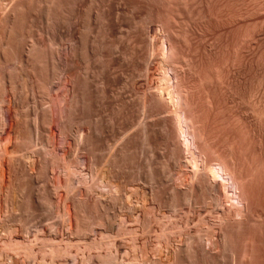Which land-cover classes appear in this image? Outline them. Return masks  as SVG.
<instances>
[{
    "label": "bare ground",
    "instance_id": "1",
    "mask_svg": "<svg viewBox=\"0 0 264 264\" xmlns=\"http://www.w3.org/2000/svg\"><path fill=\"white\" fill-rule=\"evenodd\" d=\"M135 1L0 0V264H64L61 263L63 260L65 264H264V252L263 255L260 253L262 255L260 256V250L258 251L264 246V238L261 239L264 235V216L262 217L264 213H261V216L256 214L258 216L254 217V219L258 218L254 220H258V223L253 224L257 226L256 233H253L255 230L249 231H252L253 236L256 235L258 239H261L263 244L257 241V246L255 240L258 239L248 235L249 239L254 240L243 238L246 243L243 242L241 247V243H238L240 247L238 249L236 247L238 244L235 242H239L242 238L236 236L240 239L234 237L237 240L233 241L229 235L233 227L240 228L242 231L240 226L244 217L247 215L249 217L250 205L257 203L255 200L260 196L258 193L264 192V167L260 173L264 160L261 161L262 158H258L259 161L252 160L250 156L249 160L244 154L249 150L248 143L245 145L248 148H244L243 145L248 136H252V132L248 134L252 126L251 122L248 125V121L247 123L244 121L243 116L239 115L238 120H235L240 124L238 127L232 125L234 120L229 117L226 118V122L224 121L225 126H215L218 123L216 117L223 113L220 112L218 98H215V94L220 92V90L217 92L218 85L222 86L221 91L223 89L224 92L226 89L227 92H225L228 94L225 95L229 100H233L235 95L233 94V98L230 99V94L236 90L232 91L234 89L229 80L225 82L219 76L220 70L216 68L214 57L208 61L205 71L201 64L190 65L186 60L183 46L185 41L181 40L182 38L186 40V35L184 36L186 26L182 25L184 24L182 21L178 22L180 18L175 16H189L190 7L195 0H141L145 4L142 5L146 6V10L140 8V12L141 9L143 12L146 11V15L143 14L145 16L143 24L146 27L142 28L144 29L142 40L146 39L144 42L148 44V50L144 48L148 56L143 58L142 66L145 72L135 63L137 70L142 71V74L145 73V76L136 74L137 77L139 76L138 79L140 76L144 77L145 82L142 81L145 84L141 82L140 85H146V93L142 98H138L141 100L138 104L140 102L139 108L144 110L142 115L145 113V117L147 113L150 118H153L152 114L148 113L156 111L160 113V110L165 111V115L169 114L165 116V118L168 117V122L164 118L166 123L164 122L162 136H165L163 140H168L167 143L171 146L170 153L174 158L175 163H172L174 165L171 167L170 163L164 165L163 161L161 164L158 162V168L155 165L154 169L152 164H147L146 159V163L145 161L143 163L149 166L146 165L148 171L141 172L142 170L138 169V163L141 165V162L137 160L142 155L140 150L139 153L137 151L141 146L140 143L144 142L146 144L142 143V145L150 148L154 144L158 146L157 133L155 134V128H153L155 125L152 122V125L149 124L154 118H149L148 123H142L144 126L140 123V126H143L142 133L139 130L141 138L138 132L135 136L142 140L137 143L139 144L137 148L133 146L137 138L128 137L131 134L125 136L127 138L124 135L123 138L120 137L122 141L118 138V135L122 136L121 134L126 133L123 128L125 126L122 128L120 126L124 132L122 133V130L119 134L118 125L126 121L131 122L130 118L129 120L124 118V114L129 110V104H127L129 101L123 100L127 97H124L123 101L119 99L124 94L120 93L121 90L126 88H123L121 84L122 89L120 87V91H115L122 75L120 74V77L118 75L119 67L136 61L133 57H137L138 53L135 54V52L140 50L135 48L136 44L133 45L135 52L133 47L128 52L121 51L123 54L120 52L123 40L128 39L130 42L137 39L136 33L139 37V32H136L138 22H135L136 26L133 27L135 19L131 22L133 26L129 25L135 30L128 31V38L122 37L125 34L121 29L126 18L125 21H128L124 25L129 24L131 12H137L140 4L138 0ZM205 2L207 11L204 16H208L209 23L214 24L216 16L231 15L229 1L228 3L224 1L226 4L223 3V6L219 4L221 9L217 8V0H205ZM125 6L130 7L126 9L127 12L131 11V15L127 14L131 16L130 18L123 13ZM154 18H157L155 19L157 22ZM154 22L157 27L152 32L151 27L154 26L149 25L155 24ZM141 27L138 28L141 29ZM180 35L183 36L181 39ZM178 37L177 43H180V40L183 41V47L181 44L174 46L173 41L175 42ZM128 41L126 43L124 41V44H127L125 50L131 48L128 45L134 44L133 41L130 42L131 44ZM145 43L144 46H146ZM132 63L131 66L134 65ZM141 64L142 62L139 66ZM128 66L129 63L127 68ZM128 69L131 70V67ZM134 73L128 74L130 77H124V79H129L126 80L128 87L135 89L133 83L135 85L138 79L135 78ZM216 84L217 88L214 86ZM28 93L33 95L30 100L35 97L33 106L30 105ZM137 97L140 96H136V99ZM231 102H225L227 106L221 108L222 111L226 110L225 114L229 112ZM216 104H219L217 108ZM94 105H98V108L104 107L103 109L110 108V112L106 113L105 109V117L102 115L104 118L94 119L97 113ZM262 107L255 113L264 117V106ZM54 108H56L55 114ZM5 109L9 121L8 127ZM215 109H219L217 114ZM138 111L141 112L140 109ZM104 112L101 113L104 114ZM213 112L217 115L214 118H212ZM101 113L98 112V114ZM130 113H127L128 116ZM120 117H122L121 120L123 118L126 120L119 121ZM229 122L230 129L226 127L230 125ZM239 126L240 129L237 131ZM233 129L237 135L231 134L233 131L230 132V130ZM130 130L126 129L128 132ZM238 132L243 137L241 142L238 140L240 144H237L234 138V136L237 138ZM255 132L253 133L256 135ZM3 133L6 137L2 135ZM190 137L192 140L189 139ZM262 140L259 141L261 144L264 143ZM158 141L160 144L159 139ZM242 141H244L243 145H241ZM242 146L244 149L241 150ZM144 147L141 149L144 150ZM134 148L137 150L135 151ZM60 149L63 152L61 156ZM184 152H187L189 157H186ZM138 154L140 155L137 157ZM246 154L248 156V153ZM153 158L154 156L151 160H155ZM255 161L257 165L254 164ZM167 165L169 166L166 167ZM57 169L60 170L58 174L64 178V181L56 186L52 184L51 177ZM176 173L178 176L181 174V177H177L178 183L175 182ZM76 177L79 178L77 182H75ZM42 178L46 180V185L40 193L37 182ZM219 179L220 183L217 184ZM125 180L133 186L131 197H127L124 190L129 185ZM140 183L143 189L145 186L148 188L147 192L142 188L143 192L134 189V186L137 188L136 184ZM165 183L170 188H167ZM255 187L263 188V190L259 191V189L256 193ZM165 188L170 189L171 191H168L170 193H167ZM61 191L64 194L61 193L62 196L59 197L60 204L59 200L57 201L62 209L61 230L59 231L54 224L46 225L48 227L44 228L41 223L44 219L40 220L37 213L42 208L54 212L52 210H55L53 209L55 199ZM165 192L169 197L165 196ZM263 192L262 195H264ZM54 196L57 197L54 199ZM134 197L146 212L150 209L149 203L150 206L154 205L150 210L154 209L153 220L154 225H158L159 228L156 226L158 229H153L151 218L141 213L146 216V218L142 216L144 229L143 231L140 228L135 230V225L132 224L136 221L141 223L139 222L142 220L139 214L141 208L136 207L135 203L125 204L127 199L132 200ZM260 197L258 199L259 201L261 199L259 202L261 204L264 200L262 201ZM120 204L124 211L121 208L122 215L129 221L124 216L126 221L122 220V215L120 216L122 221L118 220L119 209L116 208L117 213L113 212V209ZM263 204L254 208L257 210ZM165 207L168 212H165L166 209L163 211ZM263 207L260 209L264 210ZM196 214H199V224L204 223L201 228L206 226L204 233H201L203 228H200L202 231L198 229L200 231L198 233L194 228L198 219L196 221L192 219ZM175 217L183 218L184 222L180 224L176 221L174 225L177 231H168L167 225ZM215 220L220 226L231 229L226 232V229L222 228L221 234L218 230L220 234L218 239L221 241L219 246L223 247L220 250H225L224 255L226 253L225 256L228 255L227 260L223 258L225 262L218 259L221 263L216 261L217 258L212 257L210 249L207 251L201 244L204 243L209 248L215 245L217 239L214 234L217 233L214 230L215 226L219 225ZM192 221H194L195 230L191 228L192 231H190H196V236L188 237L186 234L187 236H184L187 239L184 237L185 241H180L184 234L182 230L189 229ZM130 225L133 227L130 228ZM237 228L236 230L242 235L244 231L241 232ZM152 232H154V240L151 238ZM191 232L188 234L191 235ZM212 232L215 233L212 234ZM139 236L143 238L140 241V243L143 241L142 246L139 245ZM126 241H128L127 246L128 243L130 245L128 248L126 246L129 250H124L122 246ZM197 243L201 244L198 245L200 247L196 245ZM123 251L125 252L124 260L123 258L120 260V253ZM167 258L170 259L167 260Z\"/></svg>",
    "mask_w": 264,
    "mask_h": 264
},
{
    "label": "rangeland",
    "instance_id": "2",
    "mask_svg": "<svg viewBox=\"0 0 264 264\" xmlns=\"http://www.w3.org/2000/svg\"><path fill=\"white\" fill-rule=\"evenodd\" d=\"M133 1H135V0H133ZM137 1V0H136ZM135 1V2H136ZM139 2H138V4H140V6L143 4V5H145L144 3H142V1L141 0H138ZM207 1V0H206ZM218 1V3H217V8H222V7H220V6H223L224 4L223 3H225L224 1H227V3H228V1L230 2V4H231V9H230V16H216L215 18V23L214 24H212V23H209V19H208V16H204V14L206 13V11L207 10H205V7H206V2H205V0H195L194 2H193V5H191V7H190V12H191V16L189 15V16H187V15H185V16H175L176 18H180V19H178V22L179 21H182L184 24H182V25H185V26H182L183 28L185 27L186 29H188V30H186L185 29V31H186V33L184 34V36H185V38H186V40H184L182 37L183 36H179L180 37V39L181 40H183V41H185L183 44V46H184V53H185V57H186V60L190 63V65L191 64H194L195 66H196V64L195 63H197V66H199V64H201L202 65V68L204 69V71H205V67L209 64V62L208 61H210V60H212L213 59V57H214V59L213 60H215V62L214 63H216V68L218 69V70H220L219 71V73L221 74H219V76L220 77H222L224 80H225V82H228V81H226V80H229V83H231L230 85H231V87L234 89V90H232V91H235L234 93H232V94H230V99H232L233 97H232V95L234 94L235 95V97L233 98V100H235V101H233V100H229V99H227L226 98V95L225 94H228V93H226L227 91H226V89H224L225 91V93L223 92V89H222V91H221V89H220V87L222 88V86L220 85H218V88H217V84L216 85H214L216 88H217V92H219V90H220V92L219 93H216L215 91H216V88L215 87H213V89L215 90L214 92L216 93L215 94V98H218V100L217 101H219L218 103L220 104V112H223L222 114L220 113L219 115H218V117H216L218 120V123H217V121H215L217 124H215V126L216 127H218L219 125V127H222V126H225V123H224V121L226 120V118H228L229 117V119H233L234 120V122L232 123L231 121V123H232V125H237V127H238V125H240L238 122H236L237 120H238V117H239V115H241V116H243V118H244V121H246V123H247V121H248V125H250V122H251V126H252V128L250 129L251 131H250V133H248V134H251V132H252V136H248L249 138V140L248 139H246V143H244V145H243V142L245 141L244 139V141H242V143H241V145H243L244 146V148H248L249 147V150H245L246 151V153H248V156H247V154L246 153H244L245 154V156L249 159V156H250V159L252 158V160H257V161H259V159H261V161L262 160H264V154H263V152H264V146L262 145V144H264V143H260L261 141L260 140H262V138H263V140H262V142L264 141V117L262 118L261 117V115H259L258 113H255V112H257V111H259V109L261 110V108H263L262 107V105L264 106V0H217ZM141 2V3H140ZM219 4H221L220 6H219ZM226 4V3H225ZM139 6V8H138V10H137V12H131L130 10H128V12H127V10L126 9H130V7L129 8H127V6H125L126 8H124V10H123V13H126V15L127 14H130L131 15V13H132V17L130 16V15H127L129 18V24L128 23H126V24H128V26H126V24L124 25V23L125 22H127V21H125L127 18V16L125 17L126 19L124 20V22H123V24H122V26L123 27H121V29H122V31H123V33L126 35V37H125V35L124 36H122V37H124V38H128L127 37V33H129L130 31H132V30H135L133 27H135L136 25V23L135 22H138V26H136L137 27V31L136 32H139V37H140V35H141V37H140V39H139V37H137V35H138V33H136V37L135 38H137V39H135L136 40V42H135V40L133 39L132 41H133V43L134 44H131L130 42H132V41H128V39L127 40H123V42L121 43V49L122 50H120V52L121 51H123V53H125L126 51L128 52L129 50H132V47H133V45L135 46L136 44H137V47L135 46V48L137 49H140V50H138L139 52H135L134 51V47H133V52H135V54H137V57H133V58H135L136 59V61L138 60V59H142L141 61L139 60V61H135L134 60V62L132 63V62H128L129 63V66L131 67V70L130 69H128V68H130L129 66H128V68H127V64L128 63H126V65L124 64V66H120L119 67V70H120V72H118L119 74V77H120V74H122L121 75V77H120V79H119V81H118V84H117V86L115 87V91H117V90H119V88L121 87V84H123L122 85V87L123 88H126L125 90H121V94H122V92L124 93V94H119V95H121L120 97H119V99H120V101H129V102H127V104H129V110L128 111H126V114L127 113H130V111L133 109V110H137L138 111V109H140L141 110V112L139 113V111L138 112H135V111H131V113L129 114L130 116H128V114L126 115V114H124V118H127L128 120H129V118H130V120L129 121H131L130 123L128 122V121H126V123L125 122H122V123H120V124H122V125H120L119 124V122H118V127H119V130H120V133L119 134H121V131H122V133L124 132V129H125V132L127 133H123V134H121L122 136H120V135H118L119 137V140L120 141H122V139L120 138V137H122L123 138V135H124V137L125 136H128L129 134H131V135H129L128 137H130L131 136V138L133 137V138H139L141 135V133H142V127L144 126L143 124H145V122H147L148 123V121L150 120V119H153V120H150V122H149V124L152 122L153 123V125H155V126H153V128H155V134H156V137H157V141H158V139L160 140V144L156 141V143H157V145L158 146H155V144L150 148L149 146L147 147V145H142V143L143 144H146V143H144V142H141V140L140 139H138V141H137V139H136V143H134L133 142V146L134 147H138L139 146V144H137L138 142H141L140 144H141V146L140 147H138V150L137 149H135L134 148V150L136 151H138V153H139V150H140V154H142V155H140V154H138L137 155V157L139 156V158H138V160H137V162L139 161V162H141L140 164L143 166H141V165H139V163H138V169L140 168L142 171L141 172H143L144 170H146V171H148V163L149 164H152V168H156V167H154L155 165H157V168H158V162H160L159 164H161V162H163L164 161V165L165 164H168V163H170V167L171 166H173L172 165V163H175L174 162V158H173V156H171V154L172 153H170L171 152V150H170V148H171V146H170V144L169 143H167L168 142V140H166V141H164L165 140V136H162L163 134H164V131H163V126H164V122L166 121V122H168V117H166L165 118V116H167V115H169V114H167V115H165V111L163 112L162 110H160V113H159V111H156V112H153V113H148V114H152V117L153 118H150V116L149 115H147V113H146V116L148 117V119H145V118H147V117H145V113H144V115H142L143 114V112H144V110L142 111V109L141 108H139V104H140V102H139V104H138V101L140 100V99H138V98H142L145 94L144 93H146V85H144L143 86V84H141L140 85V83L142 82V83H144L145 82V80H143L144 79V77L142 78L141 76H145V73H141L142 71L143 72H145V70L143 69V67L144 66H142V65H144V61H143V58L144 57H146L147 58V56H148V52H146L145 50H144V48H147V46H148V44H146L145 42H146V39L144 40H142V38H144L143 37V35L142 34H144V33H142L143 32V30L144 29H142V28H145L146 26L143 24V20L145 19V16L144 15H146V11H142V9H144V10H146V6L144 7V6ZM144 7V8H143ZM229 7V8H230ZM140 8H142L141 9V12H140ZM126 11V12H125ZM131 12V13H130ZM137 13V14H136ZM140 13V14H139ZM135 16H134V15ZM144 14V15H143ZM155 14H157V12L155 11ZM124 16H125V14H123ZM198 15H201V16H198ZM203 15V16H202ZM135 17V18H134ZM144 17V18H143ZM154 17H156V16H154ZM168 17H171V16H168ZM172 17H174V16H172ZM142 20H141V19ZM158 18V17H157ZM157 18H154V20L156 19L157 20ZM133 19H135V20H133ZM132 20H133V22H134V26L132 25ZM155 20V21H156ZM139 21H140V23H139ZM157 22V21H156ZM181 22V23H182ZM131 23V24H130ZM143 25H142V24ZM155 23V22H154ZM129 25H132L131 26V28H130V26ZM151 25H153L154 27H151V28H153V30H152V32H154L155 31V29H156V27H157V24L155 23V24H150L149 26H151ZM139 26H142L141 27V29L140 28H138ZM145 26V27H144ZM180 26H181V24H180ZM124 29V30H123ZM128 29V30H127ZM138 29L140 30V31H138ZM127 30V31H126ZM130 30V31H129ZM142 30V31H141ZM125 31V32H124ZM129 31V32H128ZM140 32H141V34H140ZM94 35H96V33L94 34ZM94 35H93V37H94ZM96 37V36H95ZM121 37V38H122ZM179 37L177 38V40L176 39H173V40H176L175 42L173 41V43H174V46L175 45H178V44H181V46H182V42H181V40H180V43L178 42L177 43V41L179 40ZM124 41H125V43L128 41V43H130L131 45H128L129 46V48L130 49H127V50H125V48H126V46H127V44H124ZM145 41V42H144ZM150 41V40H149ZM145 43V45L146 46H144V43ZM147 42H148V38H147ZM149 43V42H148ZM125 46H123V45ZM182 46V47H183ZM122 47H124V48H122ZM146 50H148V48L146 49ZM122 53V52H121ZM122 53V54H123ZM147 53V55H145ZM133 60V59H132ZM145 60V59H144ZM142 62V64L139 66V63H141ZM188 62H186V63H188ZM134 64V65H130V64ZM135 63L138 65H136L138 68L139 67H141V68H139L140 70L142 69V71H138L137 69V67L135 66ZM188 63V64H189ZM123 64V63H122ZM121 64V65H122ZM200 65V66H201ZM135 67H136V69H135ZM188 67H191V66H188ZM188 67H186V68H188ZM120 68H122V69H120ZM126 69V70H124L123 71V69ZM128 69V70H127ZM132 70H134L132 73H134V72H139V73H134V75H135V78H139V76L137 77L136 76V74H138V75H140V74H142L141 76H140V79H138V80H140L139 81V83H137L138 82V80L137 79H134V80H137V81H135L136 83H137V85H136V83H135V85H134V83H133V86H135V89H134V87H128V85H127V82L128 81H126V80H129V79H124V77L125 78H128V77H130V75L128 76V74H132L131 73V71ZM127 71V72H126ZM128 71H129V73H128ZM124 74V75H123ZM121 79H123V81H121ZM124 80H125V82H124ZM144 82H143V81ZM124 82V83H123ZM134 82V81H133ZM126 83V84H125ZM145 84V83H144ZM119 85V86H118ZM126 85V87H124ZM139 86H140V89H139ZM117 87H118V89H117ZM122 87L120 88V89H122ZM129 88V89H128ZM144 88V89H143ZM224 88V87H223ZM128 89V90H127ZM132 89V91H130ZM142 89V90H141ZM120 91V90H119ZM134 91V92H133ZM139 91V92H138ZM145 91V92H144ZM133 92V93H132ZM137 94H136V93ZM143 93V94H142ZM30 94H31V92H30ZM29 93H28V97H29V102L31 103L30 105L31 106H33L34 105V103H33V101H34V99H35V97L32 99V100H30V98H32V96L30 95ZM32 94H33V91H32ZM132 94V95H131ZM134 94H136V95H134ZM139 94V95H138ZM219 96H218V95ZM35 96V95H34ZM136 96H140V97H137V99H136ZM218 96V97H217ZM228 96V95H227ZM124 97H127L126 99L124 98ZM228 97V98H229ZM237 97V98H236ZM124 98V99H123ZM224 98V99H223ZM123 99V100H122ZM225 99H227V100H225ZM141 101V100H140ZM217 101H216V103H217ZM229 101H232L231 102V107H230V110H229V112H226V114H225V111L226 110H224V111H222V107L223 108H225L226 106H227V104H225V102L226 103H229ZM256 101V102H255ZM258 101H260V102H258ZM131 102V103H130ZM133 102V103H132ZM137 102V104H135ZM233 102H235V104L233 103ZM255 102V103H254ZM258 102V103H257ZM263 102V103H262ZM261 104V106H260V104ZM131 104L134 106V108H133V106H131ZM219 104L217 105L216 104V108L219 106ZM234 104V105H233ZM258 104V105H257ZM136 105H138V107L136 106ZM226 105V106H225ZM255 105H256V108H255ZM108 106V105H107ZM130 106L132 107V108H130ZM259 106V107H258ZM94 107H96L95 108V111L97 112H95L96 114H98V112L99 113H103L104 112V110L106 111V113H109L110 111V108H107V107H105V109H103L104 107H99L98 108V105H94ZM94 107H93V109H94ZM135 107H136V109H135ZM100 108H101V110H100ZM138 108V109H137ZM96 109H98V110H96ZM108 109V110H107ZM131 109V110H130ZM219 109H215L216 111V114H217V112H218V110ZM254 110V111H253ZM158 112V113H157ZM162 112H163V114H162ZM215 112H213L212 114L214 115L212 118H214L215 117V115L216 114H214ZM53 113L55 114L56 113V108H54L53 109ZM98 114L97 116H99V117H97L96 116V114H95V116L93 117L94 119L95 118H98V119H102V118H104L105 116V112H104V114ZM154 113H157V114H154ZM255 113V114H254ZM4 114H5V116H6V125H7V127H8V125H9V121H8V119H7V112H6V109H5V111H4ZM159 114H161V115H159ZM258 115V117H256L257 115ZM92 115H94V113L92 114ZM104 117H103V116ZM107 115V114H106ZM123 115V114H122ZM155 115H157V116H155ZM159 115V116H158ZM254 115V116H253ZM128 116V117H127ZM145 118H144V117ZM155 116V117H154ZM217 116V115H216ZM262 118H260V117ZM123 117V116H122ZM122 117H120V120L119 121H125L126 119H122L121 120V118ZM163 117V118H162ZM232 117V118H231ZM144 118V119H143ZM150 118V119H149ZM166 120H165V119ZM215 118V119H216ZM257 118V119H256ZM261 119V121H260V119ZM164 119V120H163ZM214 119V120H215ZM147 120V121H146ZM163 120V121H162ZM212 120V119H211ZM236 120V121H235ZM144 121V122H143ZM155 123H154V122ZM227 121H229L228 119H227ZM256 121H257V123H256ZM165 122V123H166ZM226 122V121H225ZM229 122V126H226L228 129H230L231 127V123ZM262 122V123H261ZM123 123H125V124H123ZM143 125L142 127L140 126L141 124ZM152 123H151V125H152ZM234 123H238V124H234ZM129 124V125H128ZM228 124V123H227ZM226 124V125H227ZM255 124V125H254ZM127 125V126H126ZM120 126H121V128L123 127V126H125V127H123L124 129H121L120 128ZM250 126V127H251ZM262 126H263V129H261L262 128ZM131 127V128H130ZM226 127H225V129H226ZM233 127V126H232ZM255 127V128H254ZM141 128V129H140ZM233 128H235V127H233ZM258 128V129H257ZM126 129L128 130V129H131L130 130V132H128V131H126ZM224 129V128H223ZM228 129H226V131L228 130ZM239 129H240V126H239V128H238V130H237V128L235 129V131L237 130V131H239ZM254 131H253V130ZM137 130V131H136ZM139 130H141V133H140V131ZM231 131H233V132H231ZM256 131V132H255ZM262 131V132H261ZM135 133V134H133V133ZM136 132H138V135H139V137H137V136H135L137 133ZM228 132H229V130H228ZM230 132H231V134H234V135H237V133L235 134L234 133V129L233 130H230ZM253 132H255L256 133V135L253 133ZM163 133V134H162ZM239 133L240 132H238V136H237V138H236V136H234V138L237 140V144H240V143H238L239 141L241 142V139L243 138V137H241L240 135H239ZM260 133V134H259ZM133 134V135H132ZM241 134V133H240ZM259 134V135H258ZM4 137H6V134H2ZM1 135V137H3ZM253 135H255V136H253ZM105 136H107V135H105ZM241 138H240V137ZM261 136V137H260ZM162 137V138H161ZM232 137H233V135H232ZM247 137V136H246ZM252 137H253V139H252ZM255 137H256V139H255ZM257 137L260 139H257ZM125 138H127V137H125ZM141 138V137H140ZM164 141V143H162L163 141L161 140V139ZM239 138V139H238ZM190 140H192V137H190L189 138ZM251 139V140H250ZM125 140V139H124ZM135 140V139H134ZM239 140V141H238ZM247 140H248V142H247ZM256 141V142H255ZM260 141V142H259ZM249 144V146L248 147H246L245 145H248ZM134 144H137V145H134ZM168 144V145H167ZM250 144H252V145H250ZM257 144V145H256ZM155 146V147H154ZM170 146V147H169ZM243 146H242V148H241V150L242 149H244L243 148ZM254 146V147H253ZM136 147V148H137ZM143 147L145 148L144 150H142L143 149ZM252 147V148H251ZM263 147V148H262ZM142 148V149H141ZM154 148V149H153ZM240 148V147H239ZM262 148V149H261ZM148 151H147V150ZM151 149V150H150ZM259 149V150H258ZM144 152H147V154H149L150 156L152 155V156H154V158H155V160H151V158H152V156L150 157L149 155H147L145 152L143 153L142 151ZM150 150V151H149ZM257 150V151H256ZM249 151V152H248ZM251 151V152H250ZM261 152V153H260ZM185 153V152H184ZM252 155H251V154ZM259 153V154H258ZM63 154V152H62V150L60 149L59 150V155L61 156ZM258 154V155H257ZM263 155V157H261V156ZM148 156V157H147ZM185 156L187 157H189V154L186 152L185 153ZM252 156V157H251ZM257 158H256V157ZM136 157V158H137ZM147 157V158H146ZM149 157H150V161H151V163L149 162ZM153 158V159H154ZM259 158V159H258ZM146 159H147V164H144V163H146ZM247 159V160H248ZM249 159V160H250ZM141 160V161H140ZM248 160V161H249ZM145 161V162H144ZM153 161V162H152ZM154 161H155V163H157V164H155L154 163ZM157 161V162H156ZM257 161H255V163L254 164H256L257 165ZM144 162V163H143ZM167 162V163H166ZM254 162V161H253ZM253 162H252V165H254L253 164ZM249 163H251L250 161H249ZM262 163V162H261ZM163 164H162V167H164L163 166ZM146 165L148 166L147 167V169H146ZM264 165V163H262L261 164V171H260V173L262 172V169H263V166ZM144 166H145V168H144ZM169 165H167L166 167H168ZM258 166L260 167V164H259V162H258ZM143 168V169H142ZM159 168H161V166H159ZM59 169H57L56 171H55V173L53 174V178L51 177V182H52V184H54V185H59L58 183H62L64 180V178L62 177V176H60L59 174H58V172L60 173V170L58 171ZM146 171H144V172H146ZM177 173H178V171H176ZM175 174L176 175V177H175V182L176 183H178L179 182V179L177 178V177H181V174L178 176V174ZM56 175V176H55ZM263 175H264V173H263ZM78 179V180H77ZM79 181V178H77L76 177V179H75V182H77V181ZM10 182L12 181V180H9ZM46 180H44L43 178L41 179V180H38V182H37V189H38V191L40 192V193H42V191H43V188H44V186L46 185V182H45ZM61 181V182H60ZM166 181V180H165ZM219 181V182H218ZM217 181V184H219L220 183V179ZM57 182V183H56ZM125 182H128L127 184H129L127 187H126V189H124L125 191H126V195H127V197L128 196H130L131 197V193H132V189H133V186H132V184H130L129 183V181H127V180H125ZM125 182H123L124 183V185H127ZM141 184L142 183H140L139 185L138 184H136V187L137 188H135V186H134V189H139L141 192H143V191H145V192H147V190H148V188H146V186L144 187V189L141 187ZM143 185H144V183H143ZM146 185V184H145ZM164 185H167L166 183L164 184ZM169 185H167V188H170V187H168ZM257 186H260V185H257ZM140 187V188H139ZM148 187V186H147ZM166 187V186H165ZM124 188H125V186H124ZM131 188V189H130ZM141 188H142V190H141ZM167 188H165V191L167 192V193H170V192H168L170 189H167ZM258 187H255V191H256V193H257V191L259 190V191H261V189L263 190V188H260L259 187V189H257ZM131 190V191H130ZM130 191V192H129ZM171 191V190H170ZM258 191V192H259ZM166 192H165V196L166 197H169V196H167V194H166ZM262 192L263 191H261V193H258V195H260V196H262V197H260V196H258V198L260 197V198H262V201L264 200L263 199V197H264V195H262ZM61 193H62V195L64 194V192L63 191H61V192H59L58 193V198H56L57 196H54V199L56 200L55 201V203H54V207H53V209H55V210H52V211H54V212H51V211H49V209H47V208H42V209H46L47 211H45V210H39V213H37L38 214V217H40L39 219L41 220V219H44L43 220V222H42V220H41V223H43V227L44 228H46V227H48L49 225H55V227H57L58 228V230L60 231L61 230V224H62V219L63 218H61L62 216V212H61V205H60V207H59V204H60V200H59V197H60V195H61ZM127 193H129V194H127ZM264 193V192H263ZM61 195V196H62ZM169 195V194H168ZM79 196V195H78ZM80 197V196H79ZM78 197V198H79ZM165 197V198H166ZM258 198H256V200L255 199H252L253 201L255 200V203L257 202V203H259L260 201H261V199H260V201H259V199ZM109 199V198H108ZM136 198L134 197V199H132V200H126L125 201V204H134L135 203V206L136 207H138V208H141V203H138V202H136V200H135ZM59 200V204H58V201ZM165 200V199H164ZM251 200V201H252ZM252 201V202H253ZM252 202H250V204L252 203ZM254 203V202H253ZM256 203V204H257ZM264 203V201L263 202H261V204H263ZM256 204H252V205H250V208L252 209V213H251V209H250V211L248 212L249 213V217H247V219H246V217H244V221H243V223H242V225H244V226H240L241 228H242V231H244V232H242L241 231V229L239 228H237V227H233V228H231V229H233L232 231H231V229L229 228L228 229V227H222V226H220V224L218 223V221H216L217 222V224H219V225H217L216 223V225L217 226H215V227H213V228H215V230L214 231H216V233L218 234V236H217V234H214L213 232H212V234H214V236H216L215 237V239H217L218 240V242H217V240H216V242H215V245L213 246V247H211V248H209L208 246H206L204 243H201V244H203L204 245V247L207 249V251H209V249L211 250L210 252L212 253V257L214 258V259H216L217 258V260L216 261H219L220 259H222V260H220L221 262H225L226 260H227V257H228V255L227 256H225L224 255V252L223 251H225V250H223V249H221L220 250V248H223L222 246H219V245H221V241H220V239H218L219 238V236H220V234H221V231H222V228H223V230L224 229H226L225 231L226 232H229V231H231V232H229V235L231 236V238L233 239V241L237 238V237H241L242 239L243 238H245V240L251 235V237L253 236V233L255 234L256 233V227L257 226H255V225H253V224H255V222H257V221H254L255 219H258V218H255L254 219V217H256V216H258V215H256V214H259V216H261V213H264V210H261L262 208V206H264V204L260 207V208H258L257 210L255 209L256 207H259L261 204L259 203L257 206H256ZM120 206H122L121 204L119 205V207L118 206H116L115 207V209H113V212H115L116 211V208L117 209H119V211H121V208L122 207H120ZM151 206H154V205H151ZM151 206H150V203H149V207H150V209H152L151 208ZM253 208H252V207ZM256 206V207H255ZM167 207V206H166ZM164 208V210L163 211H165V209L167 210V208ZM255 207V208H254ZM154 208V207H153ZM264 208V207H263ZM150 209H146L148 212H146L145 211V209H140L139 210V214L141 215V218H142V214H146L147 216H148V218H151V220L152 221H150L151 222V224L152 225H154L155 223H154V220H153V215L155 214L154 213V209L153 210H150ZM142 210V211H141ZM258 211V213L256 212V211ZM118 211V210H117ZM119 211H118V213L117 212H115V213H117L118 215H119V218H118V220L120 219L121 220V218H120V216L123 214L122 213V211H123V208H122V211L119 213ZM254 211V212H253ZM263 211V212H262ZM46 212V213H45ZM53 214H51V213ZM124 212V211H123ZM144 212V213H143ZM146 212V213H145ZM153 214H152V213ZM165 212H168V210L167 211H165ZM260 212V213H259ZM43 214V215H41V214ZM142 213V214H141ZM252 214V215H251ZM45 215H46V217H45ZM151 215V216H150ZM198 215L199 214H196V216H194L193 217V219L192 220H194V221H196V219H198L199 217H198ZM45 218H44V217ZM123 216L124 215H122L121 217H122V220L124 219V218H126L127 219V217H125L124 216V218H123ZM150 216V217H149ZM250 216H252V217H250ZM264 216V214H262V217ZM144 218H146V216H143ZM197 217V218H196ZM147 218V219H148ZM180 218V217H179ZM179 218H177V217H175V218H173L172 220H170V222L168 223V225H167V229H168V231H177V229H176V226L174 225V223L176 222V221H178V222H180V224H182V222H184V220H183V218L181 219H179ZM249 218V219H248ZM47 219V220H46ZM251 219V221H249ZM39 220V221H40ZM119 220V221H120ZM121 220V221H122ZM125 220V219H124ZM128 220V219H127ZM150 220V219H149ZM182 220V221H181ZM126 221V220H125ZM129 221V220H128ZM142 221H143V218H142V220H140L139 222H141V223H138V221H136V223L135 222H133V224L132 225H135L134 226V228H135V230L136 229H138V228H140L142 231H143V229L144 228H142ZM194 221H192V227L190 226V228L189 229H183V228H181V229H183L182 230V233H184L183 234V237L180 239V241H182V242H184L185 240H184V237H186L187 235H188V237L189 236H192V237H195L196 236V231H197V233L198 232H200V231H198V229L199 230H201L202 228H201V226H203V224L204 223H202L201 221V223H202V225L201 224H199V219L197 220L198 222H195V225L193 224L194 223ZM245 221H249L248 223L247 222H245ZM253 221H254V223H253ZM153 222V223H152ZM165 222H167L166 221V219H165ZM40 223V225H41V227H42V224ZM129 223H131V222H129ZM135 223V224H134ZM199 224V226H196V225H198ZM252 224V226H250L251 224ZM258 223V222H257ZM58 224V225H57ZM138 224H141L140 226H136V225H138ZM248 224V225H247ZM46 225H48V226H46ZM60 225V226H59ZM129 225V224H128ZM132 225H130V228H132L133 226ZM193 225H194V228L195 229H197L195 232L193 231V232H191L192 230H195L194 228H193ZM46 226V227H45ZM59 226V227H58ZM158 227V225H154L152 228L153 229H158L157 227ZM248 226V227H247ZM250 226V227H249ZM42 227V229H44ZM144 227V226H143ZM252 227H254L253 229H250V228H252ZM191 228H193L192 230H191ZM201 228V229H200ZM205 228H206V226L203 228V231L201 232V233H204V231H205ZM213 228H212V231H213ZM236 228L239 230V231H241L242 232V235H241V233L240 232H238L237 230H236ZM264 228V227H263ZM227 229H228V231H227ZM243 229H245V230H243ZM187 231V233H186V231ZM191 230V231H190ZM220 231V234L218 233L219 231ZM235 230H236V234H235ZM250 230H255L253 233H252V231L251 232H249ZM137 231V230H136ZM142 231H140V230H138V232H142ZM246 231V232H245ZM188 232H191V235H190V233L188 234ZM237 232H238V234H237ZM263 232H264V230H263ZM139 233V234H140ZM153 233L154 232H152V239L154 240V236H153ZM193 233H195L194 235H193ZM231 233H234V234H231ZM249 233V234H248ZM251 233V234H250ZM187 234V235H186ZM244 234V235H243ZM141 235V234H140ZM184 235H186V236H184ZM232 235H234V236H232ZM239 235V236H238ZM249 235V236H248ZM237 236V237H236ZM140 238H139V245L140 246H142L143 244V241L140 243V241L143 239L141 236H139ZM234 237H236V238H234ZM247 237V238H246ZM254 237V239H258V237L256 236V235H254L253 236ZM257 237V238H256ZM260 237V236H259ZM142 238V239H141ZM261 238V237H260ZM264 238V235H263V237L261 238V239H263ZM185 239H187V237L185 238ZM238 239V238H237ZM236 239V240H237ZM240 239V238H239ZM238 239V240H239ZM242 239H240L239 240V242H235V244H238V243H241L240 244V247H241V245H243L244 243H246V241L243 239V241H242ZM249 239V238H248ZM253 238H251V239H249V240H254ZM261 239H258V240H255V242L257 243V241L258 242H263V241H260ZM249 240L247 241V242H249ZM264 240V239H263ZM128 241H126L125 242V244H123L122 246H123V248H124V250L125 249H127L128 248V246L130 247V245H129V243H128V246H127V243ZM181 242V243H182ZM187 242V241H186ZM220 242V243H219ZM244 242V243H243ZM218 245H217V244ZM243 243V244H242ZM264 243V242H263ZM263 243H261V244H263ZM142 244V245H141ZM177 244V243H176ZM183 244V243H182ZM185 244V243H184ZM201 244H199V243H197L196 245L198 246V245H201ZM261 244H259V246H262ZM202 245V246H203ZM264 245V244H263ZM126 246H127V248H126ZM196 246V247H197ZM257 246H258V243H257ZM198 247H200V246H198ZM219 247V248H218ZM236 247L239 249L240 247H239V244H238V246L236 245ZM263 248H264V246H262ZM259 248V247H258ZM262 248V249H263ZM261 248H259L258 249V251L260 250H262ZM127 250H129V249H127ZM264 250V249H263ZM262 250V252H260L259 251V254L261 253H263L264 251ZM213 251V252H212ZM214 253V254H213ZM125 255V252L123 251V253H120V255L122 256V255ZM215 254H217V256L215 255ZM260 254V256H262ZM124 255H123V257H121L120 256V260L123 258V260H124ZM214 255V256H213ZM221 256V257H220ZM223 256V257H222ZM264 256V255H263ZM223 258H226V260H224ZM170 259V258H169ZM168 258H167V260H169ZM219 259V260H218ZM263 259H264V257H263ZM164 260V259H163ZM166 260V259H165ZM65 260H63L61 263H64L65 264V262H64ZM219 261V262H220ZM220 262V263H221ZM263 262H264V260H263ZM60 264V263H59ZM222 264V263H221Z\"/></svg>",
    "mask_w": 264,
    "mask_h": 264
}]
</instances>
